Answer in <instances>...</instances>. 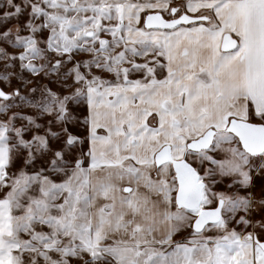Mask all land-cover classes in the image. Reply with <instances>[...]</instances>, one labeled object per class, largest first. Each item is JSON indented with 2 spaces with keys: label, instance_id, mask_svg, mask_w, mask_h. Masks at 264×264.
<instances>
[{
  "label": "snow or ice",
  "instance_id": "snow-or-ice-1",
  "mask_svg": "<svg viewBox=\"0 0 264 264\" xmlns=\"http://www.w3.org/2000/svg\"><path fill=\"white\" fill-rule=\"evenodd\" d=\"M0 264H264V0H0Z\"/></svg>",
  "mask_w": 264,
  "mask_h": 264
}]
</instances>
